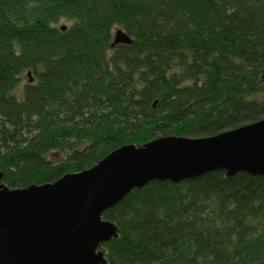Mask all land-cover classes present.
I'll list each match as a JSON object with an SVG mask.
<instances>
[{"label": "trees", "instance_id": "trees-1", "mask_svg": "<svg viewBox=\"0 0 264 264\" xmlns=\"http://www.w3.org/2000/svg\"><path fill=\"white\" fill-rule=\"evenodd\" d=\"M116 29L130 45L111 46ZM263 118L264 0H0L10 189L81 172L123 145ZM102 218L118 228L108 264H264V177L154 180Z\"/></svg>", "mask_w": 264, "mask_h": 264}, {"label": "water", "instance_id": "water-1", "mask_svg": "<svg viewBox=\"0 0 264 264\" xmlns=\"http://www.w3.org/2000/svg\"><path fill=\"white\" fill-rule=\"evenodd\" d=\"M130 44L122 29L114 31L112 47ZM214 171L264 177V118L213 136L123 145L52 183L10 189L0 172V264H108L104 246L118 228L102 218L106 210L151 181L180 183Z\"/></svg>", "mask_w": 264, "mask_h": 264}, {"label": "rangeland", "instance_id": "rangeland-1", "mask_svg": "<svg viewBox=\"0 0 264 264\" xmlns=\"http://www.w3.org/2000/svg\"><path fill=\"white\" fill-rule=\"evenodd\" d=\"M68 24H69V23H67V22H60V23L58 24V26H60V25H68ZM26 79H27L26 74L22 75V78L20 79L19 83H18L17 86H16V91H17V92H18V91H22L23 86H24L25 84H27Z\"/></svg>", "mask_w": 264, "mask_h": 264}]
</instances>
